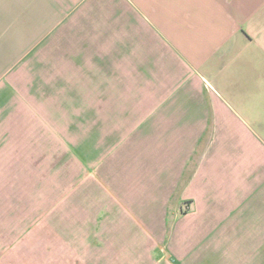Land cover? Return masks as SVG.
<instances>
[{
  "label": "crops",
  "instance_id": "0c3cea01",
  "mask_svg": "<svg viewBox=\"0 0 264 264\" xmlns=\"http://www.w3.org/2000/svg\"><path fill=\"white\" fill-rule=\"evenodd\" d=\"M41 58L102 138L93 178L125 243L189 204L186 232L264 264V0H0V92Z\"/></svg>",
  "mask_w": 264,
  "mask_h": 264
},
{
  "label": "rangeland",
  "instance_id": "374dc122",
  "mask_svg": "<svg viewBox=\"0 0 264 264\" xmlns=\"http://www.w3.org/2000/svg\"><path fill=\"white\" fill-rule=\"evenodd\" d=\"M43 68L25 62L0 92V264H235V249L218 248L229 233L186 232L202 220L184 218L189 204L179 225L131 245L116 234L93 178L102 138L83 135Z\"/></svg>",
  "mask_w": 264,
  "mask_h": 264
}]
</instances>
